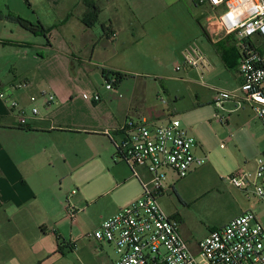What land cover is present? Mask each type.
<instances>
[{"label":"rangeland","instance_id":"374dc122","mask_svg":"<svg viewBox=\"0 0 264 264\" xmlns=\"http://www.w3.org/2000/svg\"><path fill=\"white\" fill-rule=\"evenodd\" d=\"M153 6L160 11L162 19H168V29L164 27L170 42L162 48V55L158 57L162 59V66L148 57L152 52L144 42L138 47L143 58L130 59L127 54L125 57L118 55L107 64L95 60L94 63L98 62L99 66L84 64L82 68L86 72L82 76L73 73L70 79L63 78V84L68 89L65 94L68 100L65 102L61 103L62 99L57 98L42 80L34 82L36 84L29 89L15 91L20 98L39 97L43 91L53 94L56 101L50 108V118L67 127L63 130L69 132L50 141V152L47 154L44 153V143L13 139V136L3 138L6 149L15 158L37 161L41 157L43 162L47 156L46 162L38 165L42 174H46L49 168V157H57L58 172L54 177H33L29 190L24 187L26 192L23 193L35 190L39 198L25 205L19 214L26 217L25 226L30 236L35 240L42 236L34 251L43 248L50 251L46 260L39 263H116L113 246L105 244L103 251L99 250L97 242L88 236L120 209L142 197V186L130 177L128 164L120 160L112 137L104 127L108 121L106 117L123 108L130 109L128 121L144 116L142 119L148 120L149 124H160L168 121V115L174 116L197 141V156L203 160L207 157L204 165L185 179H179L173 171L168 172L164 184L168 191L159 199L164 213L178 220L179 231L191 249L197 251L200 242L211 232L248 211L255 212L264 227V201L252 194L246 195L229 179L236 173L254 170L257 161L264 158V126L253 115L249 117L247 109L246 113L234 114L229 125L216 118L219 112L214 103L215 96L219 92H235L240 87L237 49L231 42L214 44L204 35L197 18L202 9L195 7L194 0H156ZM27 8L25 0H0V14L3 16L0 20L1 42L13 37L11 19L17 16L15 11L27 12ZM201 24H206V21H201ZM97 26L100 24L97 23ZM39 39L43 40V37ZM194 45L200 47L212 64L213 68L205 76L188 68L176 70L182 64L184 52ZM6 48L0 51L2 56H13V48ZM80 51L86 57L92 53V48ZM105 73L109 74L115 90L107 89L109 82ZM113 73H120L126 78L119 81ZM145 84H148L147 98L141 107L136 92ZM30 90H33L32 93ZM132 94L135 95L133 105H125L132 101ZM96 98H99L97 102ZM231 102L224 105L229 107ZM38 106L41 115L46 116L50 112L42 101ZM220 115L230 120L229 113L221 110ZM239 126L243 127L242 131H236ZM232 132L233 141L227 143ZM115 140L120 142L117 138ZM137 171L144 180L148 179L146 171L141 168ZM74 191L76 195H72ZM5 209L0 210V236L8 227L3 213ZM71 212L75 213L74 217ZM71 239L77 242L76 249L71 251L65 247L61 253L60 247ZM4 252L0 251V259L7 257ZM25 252L29 254L28 250Z\"/></svg>","mask_w":264,"mask_h":264},{"label":"built area","instance_id":"2783aa9c","mask_svg":"<svg viewBox=\"0 0 264 264\" xmlns=\"http://www.w3.org/2000/svg\"><path fill=\"white\" fill-rule=\"evenodd\" d=\"M194 3L207 10L204 30L208 39L214 44L231 42L240 58L238 72L243 82L235 92L217 94L218 110L225 102L239 98L251 105L264 126V0H194ZM183 68L205 76L213 67L200 47L194 45L184 52L182 64L176 70ZM114 86L111 81L107 89L112 91ZM30 87L28 81L11 86L12 91ZM0 98L21 128L39 119L40 101L44 107L56 101L46 91L39 97H30V108L6 92H0ZM216 118L223 124L228 122L219 113ZM115 143L120 159L128 164L143 188L141 199L122 208L88 236L98 245L114 247L115 264H264V227L255 212L248 211L211 232L194 251L183 239L178 220L161 208L159 199L168 191L164 185L168 172L185 179L202 167L206 159L196 155L198 143L179 120L172 118L156 125L146 119L129 121L122 131V140ZM139 168L146 171L147 180L141 177ZM229 179L246 195L264 201V158L257 161L254 170L236 173ZM71 215L74 217L75 213Z\"/></svg>","mask_w":264,"mask_h":264},{"label":"crops","instance_id":"0c3cea01","mask_svg":"<svg viewBox=\"0 0 264 264\" xmlns=\"http://www.w3.org/2000/svg\"><path fill=\"white\" fill-rule=\"evenodd\" d=\"M25 1L28 13L24 11H15L16 13H14L39 28L32 31L13 21L12 39L0 41V45H2L0 46V51L8 49L6 46L10 47V49L13 48V56H8L7 58L2 56L0 52V92L11 94V86L18 82L28 81L32 86L36 84L34 82L42 80L46 82L50 91L57 98L62 99L61 103L65 102L68 100L65 95L68 93V89L63 84V78L70 79V75L72 76L73 73L82 76L86 72L82 66L88 63L93 65L95 60L107 64L114 57L118 55L125 57L127 54H129L128 58L130 59L143 58L144 55L141 54L138 47L144 42L147 43L152 52L148 57L152 58L158 66H162V59H158V57L162 55V48H166L165 46L170 42V39L167 31L168 19H162L160 11L158 12L154 8L153 4L156 0ZM195 7L202 9V13L197 18L201 19V21H206L207 10L196 4ZM96 11L99 12V17L91 23L89 15ZM97 23L100 26H97ZM98 27L101 29V34ZM203 27H205V24ZM39 37H43V40L39 39ZM222 43L229 44L228 41ZM91 48L92 53L84 57L83 52L80 50ZM98 62L96 63L97 66H99ZM237 74L240 86L243 80L239 72ZM138 77H141V75H138ZM32 91L30 90L31 93ZM147 92L148 84L140 86L139 91L136 92L138 94L136 97H139L138 102L141 103V107H143V100L145 101L147 98ZM12 93L15 96L13 98L29 108V99L34 95L20 98L16 96L15 91H12ZM134 100L135 95L132 94V101L130 100L125 105L132 104ZM215 101L216 96L214 103ZM230 101L232 102L229 107L225 106L224 103L222 109L217 110L219 114L221 110L229 113L231 121L228 120L226 125L232 122L234 114H238L241 111L246 113V109L249 117L253 115L255 119H258L248 103L239 98ZM46 108L50 109L51 106ZM137 109L142 112L139 108ZM129 111V108H123L119 112H111L106 117L108 121L104 123V127L106 126V133H110L109 135L114 142L116 138L119 141L122 140V131L129 122ZM51 116L52 111L50 109L46 116L40 115L39 119L32 121L27 128H21L17 124L15 115L12 114L7 104L0 98V210L6 208L3 213L8 224L5 234L0 236V251H5L7 254L5 259H0V264H37L41 260H46L50 255V251L47 248L34 251L35 244L41 243L42 236L39 235L38 240L30 236L25 226L27 219L19 214L25 205L39 198L35 190L30 189L29 192L27 191L28 194L23 193L26 192V188L28 189L30 180L33 177H54L58 172L57 157H49V168L46 169V174H42V171L38 169V165L40 163L44 164L47 156L44 157L43 162L40 160L41 157H38L37 161L31 158H15L6 149L3 138L13 136V139L19 138L34 143H44V153L47 154L50 152L48 151L50 141L55 137L64 135V133H69L67 130H63L67 127L58 125L54 119L50 118ZM238 117L241 118V116ZM142 118L144 116H138L134 119L139 122ZM172 118L174 116L168 115V121ZM134 119L131 121L133 122ZM149 119L156 120L153 118ZM152 124L156 125L159 123L153 122ZM245 124L248 125V121ZM241 126L236 131H242L243 127ZM231 134L232 137L229 136L227 138V143L233 141L234 132ZM59 158H61V154ZM248 166L246 165V167ZM130 177L140 183L132 170ZM76 243L75 240L71 239L70 242L64 243V245L73 251L76 249ZM74 245L75 249H73ZM103 245L105 244L98 245L97 249H102L103 251ZM65 247L61 248L60 252H64ZM26 250L29 252L28 255L25 252Z\"/></svg>","mask_w":264,"mask_h":264},{"label":"trees","instance_id":"16d2710c","mask_svg":"<svg viewBox=\"0 0 264 264\" xmlns=\"http://www.w3.org/2000/svg\"><path fill=\"white\" fill-rule=\"evenodd\" d=\"M98 17H99V12H98V11L93 12L91 15H89V18H90V20H91V23L94 22V20H96ZM0 18H2L1 15H0ZM11 20H13L14 22H17V23L21 24L23 27H25V28H27V29H29V30H32V31H35L34 29L39 28L38 26H36V25L32 24L31 22L26 21V20H24L23 18L18 17V16L13 17V19H11ZM198 23L201 25V28H202V30H203L204 35H206L205 30H204V27H203V25L201 24V19H198ZM42 32H44V31L42 30ZM206 36H207V35H206ZM113 74L117 77V79H118L119 81H122L123 79L126 78V76H124V75H122V74H120V73H113ZM105 77H106V79H107L108 82H111V81H110V76H109L108 73H105ZM112 141H113V143H114L115 146H116V143L114 142V140H112ZM116 149H117V147H116ZM117 155L119 156V152H118V150H117ZM263 156H264V154H263ZM216 230H217V229H216ZM214 231H215V230H214ZM63 247H65V245H63ZM63 247H60V249L63 248ZM73 249H75V245H74Z\"/></svg>","mask_w":264,"mask_h":264}]
</instances>
